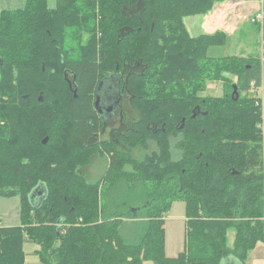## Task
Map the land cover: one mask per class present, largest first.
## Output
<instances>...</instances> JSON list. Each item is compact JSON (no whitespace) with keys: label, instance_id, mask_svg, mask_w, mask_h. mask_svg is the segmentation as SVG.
Returning <instances> with one entry per match:
<instances>
[{"label":"trees","instance_id":"obj_1","mask_svg":"<svg viewBox=\"0 0 264 264\" xmlns=\"http://www.w3.org/2000/svg\"><path fill=\"white\" fill-rule=\"evenodd\" d=\"M216 1L27 0L1 12L0 196L21 198V224L0 227V264H25L26 242L42 264H244L264 241L262 109L249 92L264 74V19L261 55L210 57L229 34L191 36L184 19ZM113 73L138 113L118 138L143 159L90 143ZM209 80L222 96L201 95ZM98 151L109 164L92 183L80 170ZM177 200L187 243L169 257L163 216ZM125 218L146 219L139 236L122 233Z\"/></svg>","mask_w":264,"mask_h":264},{"label":"crops","instance_id":"obj_2","mask_svg":"<svg viewBox=\"0 0 264 264\" xmlns=\"http://www.w3.org/2000/svg\"><path fill=\"white\" fill-rule=\"evenodd\" d=\"M258 10L256 14L262 12L261 3L263 0H258ZM27 0H0V14L3 10H16L25 7ZM231 2V1H230ZM58 0H48L49 8L53 9L57 7ZM254 4V2L252 3ZM237 9V5L231 9L234 12ZM228 13V10H227ZM229 14V13H228ZM252 16V13L250 14ZM198 16V15H194ZM193 16V17H194ZM200 20L193 19L192 23H197L201 29L205 31L214 30L212 20H208L207 15H199ZM227 16V14H226ZM254 16H256L254 14ZM253 16V18H254ZM209 21V22H208ZM253 21V20H252ZM262 83H264V74L262 76ZM135 155L138 159H142L144 152L140 148L135 151ZM173 157L178 159L180 157V151L173 150ZM93 160L92 166L88 169L86 179L89 182L95 183L101 179L108 168V155H103L101 152L94 153L89 160ZM88 165V164H87ZM182 201V200H181ZM164 227H165V248L169 257H176L179 253L183 252L187 243V216H186V204L182 201V204H178L174 201L171 209L165 213ZM145 219L139 218H127L123 225L122 233L128 238H135L142 232L141 222ZM21 224V198L19 196L4 197L0 196V227L18 226ZM233 244V242H232ZM232 246V245H231ZM26 253L25 264H42L38 251L40 246L32 242H26L24 245ZM237 261L227 259L223 264H237ZM144 264H154L152 261L147 260ZM240 264V263H239ZM244 264H264V241H260L256 247L249 253V256Z\"/></svg>","mask_w":264,"mask_h":264},{"label":"rangeland","instance_id":"obj_3","mask_svg":"<svg viewBox=\"0 0 264 264\" xmlns=\"http://www.w3.org/2000/svg\"><path fill=\"white\" fill-rule=\"evenodd\" d=\"M231 1V3H229ZM244 4H239L240 0H220L216 1L213 5L212 10L207 14L208 20L210 18L214 19L215 28L212 30L215 32L216 30H224L229 34L228 41L225 45L222 46H212L209 48L208 55L210 57H222V56H259L262 54V32L260 33L257 29V24L255 21H252V18L257 15L255 12L258 10V0H244ZM256 5H252V3ZM224 3L231 6V4H239L237 9L234 12L230 13L231 18H226L225 9L227 6H224L222 10H219ZM232 5V6H233ZM262 6V3H261ZM216 14H214V9H217ZM252 13V16L250 15ZM214 16H211V15ZM188 16L184 19L185 25L191 36H198L201 33H213L207 32L204 29H201L197 23H192L193 19L197 21L201 19L198 16ZM226 20V21H225ZM209 22V21H208ZM213 23V20H212ZM228 26V27H227ZM226 28V29H225ZM225 92V87L222 81H207L206 88L203 92H201L202 96H222ZM138 148H134V152L137 151ZM143 158L145 157V151ZM136 154V153H135ZM181 154V153H180ZM142 158V159H143ZM109 159V157H108ZM109 164V162H108ZM83 174V168L80 170ZM178 204H182L181 200H177ZM127 219V218H125ZM146 220V219H145ZM235 232H229V246L232 245L234 240Z\"/></svg>","mask_w":264,"mask_h":264},{"label":"flooded vegetation","instance_id":"obj_4","mask_svg":"<svg viewBox=\"0 0 264 264\" xmlns=\"http://www.w3.org/2000/svg\"><path fill=\"white\" fill-rule=\"evenodd\" d=\"M68 80L71 89L74 90V81L70 78ZM97 95L99 96V103L96 105ZM94 107L97 111L101 127L100 131L91 137L90 143L115 142L120 149L129 152L137 158L134 148L120 142L118 138H121V136L128 132L131 128V123L137 120L138 113L132 106L131 98L123 87L122 79L117 73L109 74L103 80L101 89L98 92L96 91ZM45 140L47 141V139ZM92 164L93 160L84 166L83 176L85 178Z\"/></svg>","mask_w":264,"mask_h":264},{"label":"built area","instance_id":"obj_5","mask_svg":"<svg viewBox=\"0 0 264 264\" xmlns=\"http://www.w3.org/2000/svg\"><path fill=\"white\" fill-rule=\"evenodd\" d=\"M240 1L241 2L239 4H244L245 3L244 0H240ZM229 3H231V2H229ZM239 4H234V5L231 4V6L228 7V5L226 3H224L221 7H219L220 8L219 10H222V8L224 6H227L226 9H225V14H227L226 18H228V17L231 18V16H230V13L232 12L231 9L233 7H235L236 5L238 6ZM217 10H218V8L217 9H214V12L213 13L216 14ZM227 10H228V13L229 14L227 13ZM211 16H214V15L212 14ZM263 19H264V12L263 11L260 12V13H258L256 16H254V18H252L253 21H259V22H263ZM212 20H213V25H214L215 20L214 19H212ZM249 92L253 96H255L257 98V104L260 105L261 106V109H262V119H261V121L259 123V128L261 129L262 135H263V138H264V83H262V82L258 83L255 80H253L251 82V84H250V90H249ZM263 158H264V149H263Z\"/></svg>","mask_w":264,"mask_h":264},{"label":"water","instance_id":"obj_6","mask_svg":"<svg viewBox=\"0 0 264 264\" xmlns=\"http://www.w3.org/2000/svg\"><path fill=\"white\" fill-rule=\"evenodd\" d=\"M102 84H103V80L100 82L99 87H98V89H97V92L101 89ZM74 92H75V96H77V94H76V90H74ZM235 94L238 95V91H237V87H236V85H234V91H233V95H235ZM237 97H238V96H237ZM98 103H99V96L97 95L96 105H97ZM193 117H195V114L193 115ZM45 142H46V140L44 141V143H45ZM38 189H39V186L33 190V192H32L31 195H30L31 199L34 197V195H35V193H36V191H37Z\"/></svg>","mask_w":264,"mask_h":264},{"label":"bare ground","instance_id":"obj_7","mask_svg":"<svg viewBox=\"0 0 264 264\" xmlns=\"http://www.w3.org/2000/svg\"><path fill=\"white\" fill-rule=\"evenodd\" d=\"M212 20V18H210Z\"/></svg>","mask_w":264,"mask_h":264}]
</instances>
